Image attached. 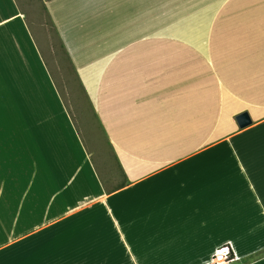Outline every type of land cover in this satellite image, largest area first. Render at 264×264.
Masks as SVG:
<instances>
[{
	"label": "crops",
	"instance_id": "obj_1",
	"mask_svg": "<svg viewBox=\"0 0 264 264\" xmlns=\"http://www.w3.org/2000/svg\"><path fill=\"white\" fill-rule=\"evenodd\" d=\"M223 245L264 264V0H0V264H210Z\"/></svg>",
	"mask_w": 264,
	"mask_h": 264
},
{
	"label": "rangeland",
	"instance_id": "obj_2",
	"mask_svg": "<svg viewBox=\"0 0 264 264\" xmlns=\"http://www.w3.org/2000/svg\"><path fill=\"white\" fill-rule=\"evenodd\" d=\"M57 53L54 57L57 59L59 66L68 67L66 56L63 54V50L58 46L56 47ZM59 77V83L64 93L71 94V96H77L81 101L69 102L75 107L77 112L80 107V113L85 117V137L92 147V152L99 164H101L102 173L104 175V181L108 188L116 186L117 183L124 182L123 172L117 164L114 150L112 149L107 137L104 135L100 123L95 114L94 108L91 102H88L83 92L82 87L78 84V77L76 72L72 68H64L56 70ZM73 94V95H72Z\"/></svg>",
	"mask_w": 264,
	"mask_h": 264
},
{
	"label": "built area",
	"instance_id": "obj_3",
	"mask_svg": "<svg viewBox=\"0 0 264 264\" xmlns=\"http://www.w3.org/2000/svg\"><path fill=\"white\" fill-rule=\"evenodd\" d=\"M235 259V254L232 248L228 245L219 247L212 255L210 264H228Z\"/></svg>",
	"mask_w": 264,
	"mask_h": 264
},
{
	"label": "water",
	"instance_id": "obj_4",
	"mask_svg": "<svg viewBox=\"0 0 264 264\" xmlns=\"http://www.w3.org/2000/svg\"><path fill=\"white\" fill-rule=\"evenodd\" d=\"M237 121L241 127H244L250 124L252 119L248 112H243L237 116Z\"/></svg>",
	"mask_w": 264,
	"mask_h": 264
}]
</instances>
